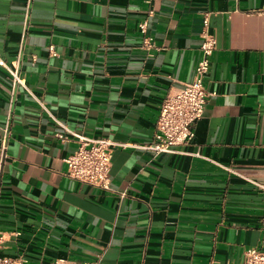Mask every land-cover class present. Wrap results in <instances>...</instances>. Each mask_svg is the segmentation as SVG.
Returning <instances> with one entry per match:
<instances>
[{"label": "crops", "instance_id": "0c3cea01", "mask_svg": "<svg viewBox=\"0 0 264 264\" xmlns=\"http://www.w3.org/2000/svg\"><path fill=\"white\" fill-rule=\"evenodd\" d=\"M203 30L217 46L192 140L158 156L115 148L109 190L67 177L71 132L153 140ZM0 57L61 125L0 67V257L227 264L264 243V0H0Z\"/></svg>", "mask_w": 264, "mask_h": 264}, {"label": "built area", "instance_id": "2783aa9c", "mask_svg": "<svg viewBox=\"0 0 264 264\" xmlns=\"http://www.w3.org/2000/svg\"><path fill=\"white\" fill-rule=\"evenodd\" d=\"M206 24L207 20L204 19V26ZM138 27L140 33L144 35L143 48L148 52L157 50L152 38L148 36V21L143 20ZM201 39L199 46L200 58L195 65L192 79L181 83L178 88L168 92L163 98L155 124L153 140L147 144H127L117 143L107 138H92L81 133L71 132L77 147L64 159L67 167V177L103 190H109V171L112 153L115 148L132 147L148 150L153 156H158L160 154L176 153L177 147L187 145L192 140L194 132L191 126L202 118L207 103L208 93L204 83L210 68L211 56L217 46L216 38L206 30L201 32ZM0 67L8 73L14 89L20 86L28 92L42 110L48 113L56 124L60 125V122L52 116L44 103L27 87L15 64H8L0 57ZM56 137L61 141L68 140L62 133H57ZM5 149L6 140L2 139L0 143V173ZM258 186L264 189V186ZM0 264L25 263L20 258L0 257ZM52 264L73 263L66 259H57ZM90 264H98V262ZM227 264H264V243L258 247L247 249L240 263Z\"/></svg>", "mask_w": 264, "mask_h": 264}]
</instances>
